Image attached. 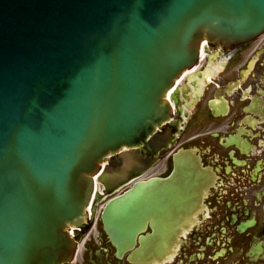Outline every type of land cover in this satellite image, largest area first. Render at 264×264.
<instances>
[{
  "label": "water",
  "instance_id": "1",
  "mask_svg": "<svg viewBox=\"0 0 264 264\" xmlns=\"http://www.w3.org/2000/svg\"><path fill=\"white\" fill-rule=\"evenodd\" d=\"M263 32L264 0H0V264L69 259L63 229L105 157L135 146L99 177L112 194L164 155L167 136L139 140L167 115L163 97L202 39ZM208 177L182 153L170 178L110 201L103 219L118 248L149 222L176 237L201 210Z\"/></svg>",
  "mask_w": 264,
  "mask_h": 264
},
{
  "label": "flooded vegetation",
  "instance_id": "2",
  "mask_svg": "<svg viewBox=\"0 0 264 264\" xmlns=\"http://www.w3.org/2000/svg\"><path fill=\"white\" fill-rule=\"evenodd\" d=\"M167 103L157 133L168 135V157L164 171L145 181L168 178L176 154L194 153L209 175L198 215L170 239L149 223L120 250L103 215L124 189L68 228L74 249L58 264H264V32L244 42L206 37Z\"/></svg>",
  "mask_w": 264,
  "mask_h": 264
},
{
  "label": "rangeland",
  "instance_id": "3",
  "mask_svg": "<svg viewBox=\"0 0 264 264\" xmlns=\"http://www.w3.org/2000/svg\"><path fill=\"white\" fill-rule=\"evenodd\" d=\"M116 152H112V154L116 153ZM163 171H164V167H163V162H162L160 165H158L157 167L153 168L150 172H148V174L146 176L156 175V174H159Z\"/></svg>",
  "mask_w": 264,
  "mask_h": 264
}]
</instances>
